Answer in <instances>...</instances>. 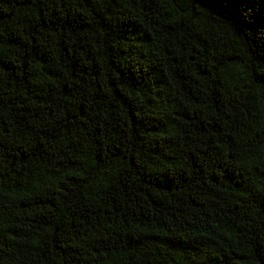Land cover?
<instances>
[{
    "label": "trees",
    "instance_id": "trees-1",
    "mask_svg": "<svg viewBox=\"0 0 264 264\" xmlns=\"http://www.w3.org/2000/svg\"><path fill=\"white\" fill-rule=\"evenodd\" d=\"M0 264H264V0H0Z\"/></svg>",
    "mask_w": 264,
    "mask_h": 264
}]
</instances>
